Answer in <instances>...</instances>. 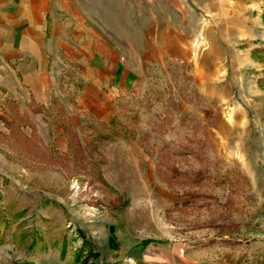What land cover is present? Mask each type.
<instances>
[{
  "label": "rangeland",
  "instance_id": "rangeland-1",
  "mask_svg": "<svg viewBox=\"0 0 264 264\" xmlns=\"http://www.w3.org/2000/svg\"><path fill=\"white\" fill-rule=\"evenodd\" d=\"M175 3L157 53L105 34L126 87L109 50L0 64V264H76L78 228L104 264H264V0Z\"/></svg>",
  "mask_w": 264,
  "mask_h": 264
},
{
  "label": "crops",
  "instance_id": "crops-1",
  "mask_svg": "<svg viewBox=\"0 0 264 264\" xmlns=\"http://www.w3.org/2000/svg\"><path fill=\"white\" fill-rule=\"evenodd\" d=\"M172 1H176L173 11L183 16L185 0ZM114 2H123L132 11L118 16L116 8L121 6ZM170 9V0H0V64L9 65L18 59V64L36 69L39 75L52 56L62 50L66 56L77 48L96 50L97 59L106 56L105 50H109L113 53L111 62L120 68L117 77L120 87H126L134 73L129 67V55L117 50L135 47L129 38L118 44L105 34L115 33L120 21V32L145 34L146 47L157 53L169 46ZM62 15L66 16V25L74 24L79 29L75 39L65 30L58 33L57 20ZM175 39V43L180 40Z\"/></svg>",
  "mask_w": 264,
  "mask_h": 264
},
{
  "label": "trees",
  "instance_id": "trees-1",
  "mask_svg": "<svg viewBox=\"0 0 264 264\" xmlns=\"http://www.w3.org/2000/svg\"><path fill=\"white\" fill-rule=\"evenodd\" d=\"M77 232L81 236L82 244L75 252L76 264H104L102 253L93 240L83 229L78 228Z\"/></svg>",
  "mask_w": 264,
  "mask_h": 264
}]
</instances>
